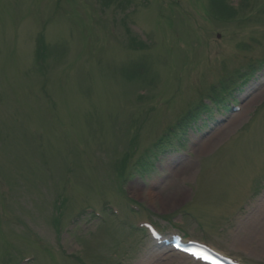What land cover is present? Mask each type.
Segmentation results:
<instances>
[{"label":"rangeland","instance_id":"1","mask_svg":"<svg viewBox=\"0 0 264 264\" xmlns=\"http://www.w3.org/2000/svg\"><path fill=\"white\" fill-rule=\"evenodd\" d=\"M252 1L226 22L210 0H0V264H199L145 222L264 264V70L158 171L135 166L205 87L264 66Z\"/></svg>","mask_w":264,"mask_h":264},{"label":"trees","instance_id":"2","mask_svg":"<svg viewBox=\"0 0 264 264\" xmlns=\"http://www.w3.org/2000/svg\"><path fill=\"white\" fill-rule=\"evenodd\" d=\"M40 46V45H39ZM43 47V44H42ZM142 63H136L133 67H139ZM196 109L188 107L185 111H183L182 116L180 117L181 125L188 126L196 115Z\"/></svg>","mask_w":264,"mask_h":264},{"label":"snow or ice","instance_id":"3","mask_svg":"<svg viewBox=\"0 0 264 264\" xmlns=\"http://www.w3.org/2000/svg\"><path fill=\"white\" fill-rule=\"evenodd\" d=\"M199 258V257H198Z\"/></svg>","mask_w":264,"mask_h":264}]
</instances>
